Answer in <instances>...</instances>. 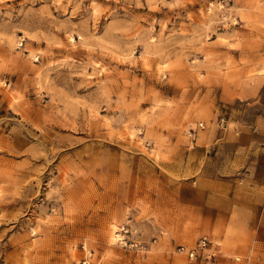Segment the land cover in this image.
I'll use <instances>...</instances> for the list:
<instances>
[{"label":"rangeland","instance_id":"rangeland-1","mask_svg":"<svg viewBox=\"0 0 264 264\" xmlns=\"http://www.w3.org/2000/svg\"><path fill=\"white\" fill-rule=\"evenodd\" d=\"M258 116L264 0H0V264H262L205 195Z\"/></svg>","mask_w":264,"mask_h":264},{"label":"crops","instance_id":"crops-1","mask_svg":"<svg viewBox=\"0 0 264 264\" xmlns=\"http://www.w3.org/2000/svg\"><path fill=\"white\" fill-rule=\"evenodd\" d=\"M255 122L243 136L228 141V150H217L227 177L211 179L205 195L211 220L216 216L221 234L230 232L239 249L244 248L241 243L248 250L258 244L264 253V117L258 116ZM230 138L228 132L225 139ZM212 222L213 228L219 225Z\"/></svg>","mask_w":264,"mask_h":264},{"label":"built area","instance_id":"built-area-1","mask_svg":"<svg viewBox=\"0 0 264 264\" xmlns=\"http://www.w3.org/2000/svg\"><path fill=\"white\" fill-rule=\"evenodd\" d=\"M211 247L212 241L207 237H203L198 241L195 247L190 249L186 247H179V252L186 253L189 260L197 261L202 258H209Z\"/></svg>","mask_w":264,"mask_h":264},{"label":"bare ground","instance_id":"bare-ground-1","mask_svg":"<svg viewBox=\"0 0 264 264\" xmlns=\"http://www.w3.org/2000/svg\"><path fill=\"white\" fill-rule=\"evenodd\" d=\"M4 195H5V191L3 189H0V200H2V198L4 197ZM118 232H119V230H118L117 227H113L112 228V230H111V241L112 242H114L115 240H117L118 238H120L121 235H119Z\"/></svg>","mask_w":264,"mask_h":264}]
</instances>
